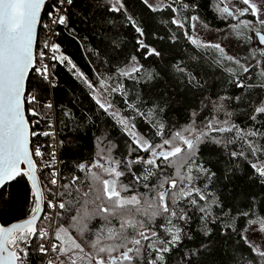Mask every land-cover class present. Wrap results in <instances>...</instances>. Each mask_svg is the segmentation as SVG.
Wrapping results in <instances>:
<instances>
[{"label": "trees", "instance_id": "1", "mask_svg": "<svg viewBox=\"0 0 264 264\" xmlns=\"http://www.w3.org/2000/svg\"><path fill=\"white\" fill-rule=\"evenodd\" d=\"M162 1L163 7L153 11L143 0H121L123 8L112 12L109 10L110 0H72L63 14L66 24L57 26L54 41L59 49L55 55L67 59L63 62L54 60V53H51L50 88L36 71L40 69L50 15L58 0H49L46 4L37 37L36 67L27 82L24 104L31 133H37L31 134V151L35 144L44 143L48 153L53 144V129L47 105L50 97L54 102L60 168L58 193L65 191L63 185L69 184L73 176L84 178L85 173L79 171V164L104 163L101 156L107 157L109 150L111 157L120 161H135L138 156L151 158L148 153L137 150L133 138L116 118L99 107L85 80L92 83L96 90L100 89L106 100L123 118L128 119L138 134L154 145H161L176 131L193 124L197 129L203 128L212 117L221 122L227 120L243 131L259 128L264 132V114L255 121L250 119L254 109L264 102V88L258 86L261 77L257 65L249 67L250 71L244 73L239 66L232 68V62L221 59L212 48H197L189 38L192 17L209 27L224 28L235 22L234 16L222 17L218 5L228 6L234 12L244 9L245 5L239 0H224L223 4L220 0ZM175 18L180 19L184 27L173 24ZM136 27L143 31L142 36ZM152 50L153 54H149ZM217 60L220 62L217 63ZM133 64L141 68L139 73L134 74L135 78L120 74L121 70H127ZM100 81L105 82L107 90L100 87ZM237 83L246 87H237ZM112 87H118L120 91L111 92ZM32 93L35 94V101L27 102L25 96ZM221 105L223 107L216 110ZM29 110L37 113L36 118L28 115ZM32 120H35L34 123ZM159 124L163 125V129L159 128ZM240 134L243 135V132ZM236 135L235 128L222 134L211 132L197 146L194 159L204 171L193 166L190 175L194 179L190 183L178 184V190L197 189L206 198L200 200L194 192L187 199L180 198L177 203L168 201L183 219L170 217L172 223L169 224L167 214L152 220L137 216L138 220L145 221L147 235L150 236L152 231L157 235L150 240H141L140 254L136 256L132 253V264H264V258L252 250L245 238L250 221L264 219V177L252 167L253 163L264 164V153L253 156ZM217 139L221 142L217 143ZM253 139L264 145V137ZM161 150H168V146L157 148V151ZM234 151H243L244 155L233 157L231 153ZM158 164L162 167L152 169L157 175L161 172L164 176L174 174V168L163 166L165 162L158 160ZM146 167L142 162L131 164L130 171L125 169L123 181L130 182L133 173L142 175ZM53 169L52 166L37 169L44 194H48L53 187L49 182L53 179ZM93 171L101 170L94 168ZM157 175L147 181L141 180L140 185H134L133 192L147 191L143 183L155 185ZM80 186L86 188V184ZM157 190L149 196H154ZM30 192L24 176L0 189L1 226L30 216L33 207ZM72 194L76 193L73 191ZM70 199L68 195L60 197L64 201ZM193 199L196 204L190 203ZM43 207L46 212L47 207ZM56 220L55 229L69 224L68 216ZM99 223V220H93L90 227L94 228ZM45 224L46 221L41 218L37 228L41 229ZM128 233L130 237L135 234L133 229H129ZM173 235L179 238L173 240ZM90 238L91 233H86L84 240ZM40 243L39 234L30 238L24 264L42 262ZM56 243L59 244V241ZM83 246L84 253L95 255L88 244ZM161 248L168 251H156ZM159 256L163 259H158Z\"/></svg>", "mask_w": 264, "mask_h": 264}, {"label": "snow or ice", "instance_id": "2", "mask_svg": "<svg viewBox=\"0 0 264 264\" xmlns=\"http://www.w3.org/2000/svg\"><path fill=\"white\" fill-rule=\"evenodd\" d=\"M68 4L72 0H66ZM240 3L246 6L244 9H237L235 12L228 6L219 7L218 11L222 17L244 16L250 13L256 18V23L260 28H255L251 21L243 20L239 24L233 25V31L238 36H244L242 29L254 30L256 38L260 45H264V19H260V13L264 11L261 7L252 0H239ZM45 0H0V189L11 181L15 180L18 176L27 177L31 182V192L33 207L31 208L30 217L23 223H15L10 227L0 226V264H24L27 258L26 246L29 244L30 238L39 234V238L44 240L49 237L47 230L38 229L36 222L39 219L41 212V204L43 202V193L40 190L38 181L36 179V165L33 163L32 155L29 149V126L28 121L25 119L24 112V93H25V79L29 73L30 68L33 67V41L36 33V26L39 20L40 11L44 5ZM64 3V0H61ZM144 3L153 11L159 10L160 6H153L144 0ZM223 4L224 0H220ZM110 11L118 12L123 8L121 0H110ZM171 7V5H169ZM176 11V9H172ZM193 20L196 17H192ZM61 25L66 24V19L63 15H59L58 19L52 21ZM173 24L178 27H184L177 19L172 20ZM136 31L143 35V31L136 27ZM250 40L251 37H246ZM193 45L201 46L198 40L191 39ZM141 47H144L143 42L139 41ZM215 49L221 59L228 60L239 66L244 73L250 71L249 67L240 64L239 60L225 54V50L219 44L203 45ZM45 47H48L45 44ZM54 53L53 59H59L61 62L66 60V57H57L55 53L59 51L56 45L51 46ZM154 50L149 54H153ZM158 54V53H157ZM260 55L264 56V49L260 51ZM41 56L43 54L41 53ZM135 60V57L132 58ZM220 61L217 60V63ZM70 64L71 61H68ZM259 61L257 62V66ZM37 73L45 80L49 77L48 67L45 65L43 68L36 69ZM141 71L140 66L133 64L127 70H121L122 76L134 77V74ZM183 71V69H181ZM233 72L232 69H228ZM233 74H235L233 72ZM261 83L259 87L264 88V71L259 73ZM88 87L95 91V86L84 81ZM100 87L107 90V85L104 81H100ZM237 87H246L243 83H237ZM111 92L120 91L118 87H112ZM239 100V97H236ZM35 101V97H31ZM96 103L105 112H109L113 105L111 102H101L97 98ZM48 108L52 105L48 104ZM223 106L217 107L220 110ZM117 122L125 127L127 130L128 119L119 117L118 113H112ZM141 115H150L140 113ZM264 114V102H261L255 109L250 119L255 121L258 116ZM32 115H37L32 112ZM230 115V114H229ZM159 123V122H157ZM223 124L225 126L220 127ZM134 127V126H133ZM159 128L163 129V125L159 124ZM236 129V138L240 139L243 144H246L251 154L255 156L257 153H264V145H259L255 139L257 137H264V132L259 128L254 131H243L236 128L235 125L230 124L229 121H218L215 117L208 119L203 128L197 129L195 125L186 127L183 130L176 131L170 138L164 139L161 145H154L150 143L143 136H137L134 132L133 135L136 149L148 153L151 158L137 157L135 161H120L111 157V152L107 157L101 156L104 163L93 161L90 165L79 164L78 169L80 172L85 173L83 179L78 176H73L69 184L63 185L64 192L54 193L56 196L63 197L68 195L70 200H61L58 204H53L49 201L46 205L47 208L59 209L55 217H46L53 220L62 216H68L69 224L67 227L60 225L58 229H54V240L59 241V244L52 243L50 250L52 252H61L68 255L72 252L84 253V244H88L91 249L95 251V255L85 253L84 256L71 258V264H77V259L83 261L87 258L88 264H132L135 253L136 256L141 251V240H150L155 237L156 232L152 231L151 235L146 234V225L144 220H138L137 216L146 217L152 220L157 216H164L167 214V223L171 224L170 217H177L183 219L182 215L169 206L168 201L177 203L180 198L187 199L195 192L200 200H204L205 195L201 194L197 189H179L178 184H183L185 181L189 183L194 179L190 173L193 166L204 169L197 165L194 159L197 151V146L211 132L225 133L232 132ZM243 132V135L240 133ZM187 133V135H185ZM37 135V133H31ZM49 135V133H43ZM178 142V143H177ZM217 143L221 140L217 139ZM234 142V141H229ZM168 146V150L157 151V148ZM103 151V149L101 150ZM35 156H41L39 148L35 150ZM231 155H244L243 151L237 153L232 152ZM159 161L165 162L164 167L174 168V174L164 176L161 172L159 175L152 171L153 168H161L162 165L158 164ZM142 162L147 167L142 175L138 176L132 174V180L125 183L122 178L125 177V169L131 170V164ZM26 165L24 169L21 166ZM252 167L256 172L264 177V164L253 163ZM94 168H99L100 172H94ZM55 177V173H52ZM157 175V183L149 185L143 183V187L147 190L145 192H133L134 185H140L141 180L147 181L149 177ZM107 177V178H105ZM80 181V184H77ZM50 184L57 185L55 178L51 179ZM86 184L85 187L80 185ZM75 185L73 188L72 186ZM167 185V188L165 187ZM164 189V190H157ZM155 191L154 196H149V193ZM73 191L76 193L73 195ZM124 193H131L125 195ZM190 203L196 204L195 199ZM203 210V209H201ZM93 220H99L100 223L91 228L90 225ZM251 224L259 225L260 231L264 232V219L259 221L252 220ZM71 229V231H70ZM133 229L135 234L129 236L128 230ZM150 231V230H148ZM171 231V229H167ZM72 233H75L73 235ZM86 233H91L88 240H84ZM139 237V238H136ZM178 235H173V240H177ZM24 245L25 247H21ZM132 245L134 247H129ZM39 251L46 253L44 245L39 246ZM157 252H167V248L156 249ZM256 254L264 258V251L254 249ZM118 253V255H113ZM158 259L162 260L163 257L159 256ZM49 264H52L50 261ZM151 264V262H150Z\"/></svg>", "mask_w": 264, "mask_h": 264}, {"label": "rangeland", "instance_id": "3", "mask_svg": "<svg viewBox=\"0 0 264 264\" xmlns=\"http://www.w3.org/2000/svg\"><path fill=\"white\" fill-rule=\"evenodd\" d=\"M144 1V0H143ZM252 2L256 3L258 7H261L264 9V0H252ZM149 4H152L153 6H160V8L163 7L164 3L162 0H148ZM246 8V6L244 7ZM250 13H247V15L244 16H234V21L231 24L226 25L224 28H215V27H209L206 24H204L202 21L198 20L197 18L195 20L192 19L190 29H189V38L196 39L200 43L201 46H196L197 48H205L203 45H209V44H219L221 47L225 50V54L227 56H231L235 58V60H239L240 64L251 67L254 64L257 65V62L259 61V65L257 66L258 72L264 71V56L260 55V51L264 49V45H260L258 42V39L256 38L255 31L254 30H247L242 29L241 31L244 32V36H238L236 32L233 31V25H237L240 23V21L248 20L251 21L252 24L255 26V28H260V25L256 23V18L253 17ZM181 22L180 19L175 18ZM260 19H264V11L260 13ZM264 31V29H262ZM246 37H251L250 40L246 39ZM215 50V49H213ZM216 51V50H215ZM216 53L219 56V53L216 51ZM36 60V59H35ZM233 66H237L235 63H233ZM92 95L94 100L96 101L97 98L101 99V102H108L106 100V96L104 93L98 89L93 91ZM118 113V111L112 107V109L109 110L111 115L112 113ZM119 117L123 118L120 113ZM117 120V119H116ZM121 125V124H120ZM128 129L126 130L123 125V128L125 132H127L131 138H133V135L130 133H135L138 137L142 136L140 133L133 128V126L128 121ZM221 127V126H220ZM31 129V126H30ZM145 139V138H144ZM43 193V190H42ZM44 204V201H43ZM44 214V212H43ZM45 225L43 226V228ZM42 229V228H41ZM245 238L247 241V244L250 245L252 250L259 249L260 251H264V232L260 231L259 225H253L251 223L248 224L247 229L245 231ZM42 241V240H41ZM256 252V251H255ZM85 253L76 252L74 255L71 253L68 255H64L61 252H58L56 255L55 253V260L53 261V264H71V258H77L79 256H84ZM88 264L87 258L85 260L81 261L77 259V264ZM94 262H92L93 264Z\"/></svg>", "mask_w": 264, "mask_h": 264}, {"label": "built area", "instance_id": "4", "mask_svg": "<svg viewBox=\"0 0 264 264\" xmlns=\"http://www.w3.org/2000/svg\"><path fill=\"white\" fill-rule=\"evenodd\" d=\"M68 5V3L66 2V0H64V3H61V0H58L57 2V6L54 9V12L51 13L50 15V27L48 30V34H47V41L46 44L48 45V47H44V53L42 56V59L40 61V68H43L45 65L48 67V72H49V77L46 80V82L48 83V87H51L52 84V79L50 76V57H51V46L54 45V41L56 39V29L57 26H59L60 24L58 23H53L52 21L55 19H58L59 15H63L65 12V7ZM35 97V94L32 93L30 95L26 96V101L27 102H32L31 97ZM48 104H51L52 107L49 108L48 112H49V116L51 119V126L53 129V134L51 136L52 138V146L50 147V150L48 153H46L45 149L46 146L44 143H40V144H35V146L32 148V153H33V159H34V163L36 165V168H44L47 166H52L53 169V173H55V178L57 180V185L53 186L48 194H44L43 193V201H44V206L47 205V203L49 201H51L53 204H58L61 200H60V196H56L54 195V193H58L59 192V178H60V168H59V154H58V141H57V133H56V128H55V107H54V102H52V99L50 97V101ZM32 110L28 111V115L31 116L32 118H36V116L32 115ZM33 118V119H34ZM35 121V120H34ZM34 121L32 120V123H34ZM39 148L40 152L42 153L41 156H35V150ZM58 208L57 209H51V208H47V211H44V214L42 215V218H44V221H46L45 227L41 230H47L49 232V237L42 240L40 245L43 244L45 249H47L48 251L46 253H42V262L40 264H49V262L51 261L53 264V261L55 260V253L56 255L58 254L59 251L57 252H52L50 250V246L52 243H56V241L54 240V229L56 228V219L50 220L47 219L46 217H55L56 216V212H58ZM41 220V219H40Z\"/></svg>", "mask_w": 264, "mask_h": 264}, {"label": "water", "instance_id": "5", "mask_svg": "<svg viewBox=\"0 0 264 264\" xmlns=\"http://www.w3.org/2000/svg\"><path fill=\"white\" fill-rule=\"evenodd\" d=\"M49 2V0H45V3H44V5L42 6V8H41V11H40V16H39V20H38V23H37V26H36V33H35V37H34V41H33V67L32 68H30V70H29V73H28V75L26 76V79H25V93H26V86H27V82H28V80H29V76L32 74V72H33V70L35 69V67H36V64H35V59H36V45H37V41H38V32H39V28H40V22H41V19H42V15H43V13H44V9H45V6H46V4ZM25 93H24V95H25ZM23 100H24V97H23ZM24 112H25V104H24ZM25 119L27 120V117L25 116ZM28 126H29V123H28ZM29 133H30V135H29V149H30V152H31V143H30V140H31V129H30V126H29ZM32 160H33V163H34V159H33V156H32ZM35 164V163H34ZM22 168H24V169H26L27 168V166L26 165H22L21 166ZM22 177H23V175H21ZM19 177V176H18ZM17 177V178H18ZM24 178H25V180H26V182H28V184H29V186H30V188H31V182L30 181H28V179H27V177H25L24 176ZM36 179H37V181H38V184H39V187H40V190H41V192H42V185H41V181L39 180V176H38V172H37V168H36ZM14 181V180H13ZM12 182V181H11ZM8 184H10V183H8ZM8 184H6V185H8ZM44 204H43V202H42V204H41V212H40V214H39V219L37 220V222H36V226H38V224H39V222H40V219L42 218V215H43V212H44ZM30 216H28V217H26L24 220H20V221H15V222H13L11 225H13V224H15V223H23L26 219H28ZM11 225H8V226H4V227H10ZM1 226V225H0ZM35 237V236H34ZM34 237H31V239H33Z\"/></svg>", "mask_w": 264, "mask_h": 264}, {"label": "bare ground", "instance_id": "6", "mask_svg": "<svg viewBox=\"0 0 264 264\" xmlns=\"http://www.w3.org/2000/svg\"><path fill=\"white\" fill-rule=\"evenodd\" d=\"M26 97V96H25Z\"/></svg>", "mask_w": 264, "mask_h": 264}]
</instances>
